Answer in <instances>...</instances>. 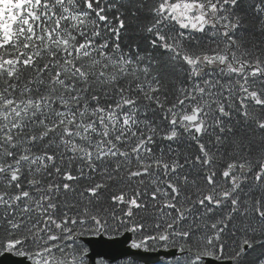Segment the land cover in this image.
Segmentation results:
<instances>
[{
    "label": "snow or ice",
    "instance_id": "1",
    "mask_svg": "<svg viewBox=\"0 0 264 264\" xmlns=\"http://www.w3.org/2000/svg\"><path fill=\"white\" fill-rule=\"evenodd\" d=\"M117 237L264 264V0H0L2 264Z\"/></svg>",
    "mask_w": 264,
    "mask_h": 264
},
{
    "label": "water",
    "instance_id": "2",
    "mask_svg": "<svg viewBox=\"0 0 264 264\" xmlns=\"http://www.w3.org/2000/svg\"><path fill=\"white\" fill-rule=\"evenodd\" d=\"M92 246L97 253L106 258L107 264H113L117 261L124 260L123 253L128 250L126 237H118L114 240L96 238L92 241ZM0 264H2V259H0Z\"/></svg>",
    "mask_w": 264,
    "mask_h": 264
},
{
    "label": "trees",
    "instance_id": "3",
    "mask_svg": "<svg viewBox=\"0 0 264 264\" xmlns=\"http://www.w3.org/2000/svg\"><path fill=\"white\" fill-rule=\"evenodd\" d=\"M115 264H125L124 260L120 261V262H117Z\"/></svg>",
    "mask_w": 264,
    "mask_h": 264
}]
</instances>
